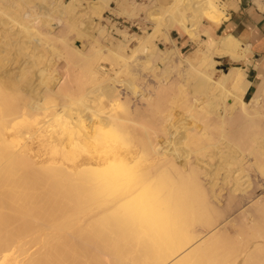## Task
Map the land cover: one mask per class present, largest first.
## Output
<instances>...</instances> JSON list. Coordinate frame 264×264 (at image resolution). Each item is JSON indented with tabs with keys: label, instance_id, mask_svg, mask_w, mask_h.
I'll list each match as a JSON object with an SVG mask.
<instances>
[{
	"label": "bare ground",
	"instance_id": "obj_1",
	"mask_svg": "<svg viewBox=\"0 0 264 264\" xmlns=\"http://www.w3.org/2000/svg\"><path fill=\"white\" fill-rule=\"evenodd\" d=\"M149 1L160 3L164 27L198 42L190 54L180 53L170 32L164 38L165 29L167 47L155 44L158 19L143 37L103 25L107 11L128 21L148 12L135 0H0V264H264V196L254 200L252 185L259 186L248 173L252 161L264 174V77L250 101L243 69L215 78L220 59L241 61L249 50L232 35L211 33L231 2ZM83 9L108 42L97 41L87 58L68 42L73 32L84 34ZM54 20L66 31L57 35L61 49L48 32ZM134 40L147 47L141 70L153 89L128 81L127 99L113 81L92 91L110 81L100 61L126 64ZM12 53L23 56L16 74L6 67ZM47 57L49 70L58 58L72 73L34 86ZM236 201L244 227L232 234L238 220L221 209ZM11 219L21 223L18 233L8 228ZM85 222L99 228L97 238L72 227Z\"/></svg>",
	"mask_w": 264,
	"mask_h": 264
},
{
	"label": "rangeland",
	"instance_id": "obj_2",
	"mask_svg": "<svg viewBox=\"0 0 264 264\" xmlns=\"http://www.w3.org/2000/svg\"><path fill=\"white\" fill-rule=\"evenodd\" d=\"M64 1H67V0H64ZM137 3H139V4H144L145 6H147L148 8L146 9L148 12H142L140 15H139V17H138V19L137 20H132V21H128V20H125L123 17H121V16H118L117 14H114V13H111V12H109V11H107V13H104V15H103V18H102V23H103V25H108L109 26V28L111 29V25H113V24H117V26L119 27V28H122V29H127V30H130V32H131V34L132 35H134V36H136V37H143V36H145L147 33H149V32H153L156 28H158V24H157V19H158V21L160 20L161 21V24H162V26H161V30L159 31L160 33V35L162 34L161 32L162 31H164V29H165V31H164V38H165V36L167 35V34H169V32H171L169 29H167L166 27H164L165 26V19L160 15V16H158L157 14H158V12H159V10H160V7H159V5H160V3H158V2H151V1H149V0H135ZM230 0H222L221 2H220V4H223V2L224 3H228ZM112 6H115V3H113V5ZM260 6H262L263 7V4H262V2H261V4H260ZM259 6V8L264 12V8H262V7H260ZM84 9H83V12H81V13H79V16H80V19H79V21H78V24H79V26H80V28L81 29H83V30H85L84 31V34L81 36V35H78L77 33H75V32H73L72 34H70L71 36H69V44L70 45H72L71 46V48H76V49H78V48H80L79 50H81L82 52L81 53H85L86 52V54H84V55H87V56H85L86 58L90 55L91 56V54L89 53V51L91 50V48H92V46H94V45H97L98 43H97V41H99L100 42V44H103V45H106V44H108V42H107V39H106V37L104 38H100V37H98L97 36V29H95V28H93L94 27V25H93V23L94 24H96L95 22H92V25H89L90 24V21H88L86 18H85V13H84ZM228 12H229V10H228ZM146 13V14H145ZM148 13V14H147ZM155 14V15H154ZM141 16V17H140ZM157 16V17H156ZM154 17V18H153ZM161 18H163V19H161ZM156 19V20H155ZM58 21V23L60 22L59 20H57ZM58 23H56L55 22V20H54V23L52 22V25H50V27H49V30H48V32L50 33V35L51 34H53V35H51L52 37H57V39L56 38H52L51 36H50V38H51V43L52 44H54V45H58V48L59 49H61L62 47H61V44L59 43V40H61V39H59L60 37H61V35H63V33L65 34V30H63V29H65V28H62L63 27V24H58ZM59 25V26H58ZM164 25V26H163ZM204 26H206V23H204ZM65 27V26H64ZM96 27V26H95ZM52 28V29H51ZM53 30V32L54 33H52L51 31ZM61 30H63V33H62V31ZM60 31V32H59ZM176 31H178V30H176ZM146 34H145V33ZM179 32V31H178ZM180 34H181V36H184V33H182V32H179ZM60 35V37L59 36H57V35ZM157 35L156 36V38L154 39V41H155V44L157 45V46H159L160 48H162V49H165L166 47H167V45L168 44H166L165 43V40L163 39V34L160 36V35ZM98 37V38H97ZM100 38V39H99ZM201 38H203V36H201ZM103 39H106V40H103ZM58 41V42H57ZM61 43H62V41H61ZM60 44V45H59ZM136 44V45H135ZM63 45V44H62ZM135 45V46H134ZM137 45V43H136V40H134L133 42H131L130 43V47L131 48H137L136 49V51L133 53V55L131 54V51H129V50H127V53H128V55L130 56L129 57V62L128 61H126V64H124V65H119V66H117L116 68L114 67V65H112L108 60H102V61H100V64L106 69V71L107 72H109V78H110V81L108 80V83H107V81L106 80H102L103 82L102 83H100L101 84V86H100V84H99V82H98V84H91L92 86H93V88H91L92 89V91L94 90H96V89H98L99 87V89H102L103 88V90H104V88H106L108 85H109V83H113V81H114V83H115V85H118V83H119V85H118V87H117V90L119 91V93H121V96L123 97H127V99H128V97H130L129 95V93L130 92H128L126 89H125V87H124V89H123V87L122 86H126V83H128V81L130 82V83H134V84H137L139 87L142 85V87L143 88H147L148 90H152L153 89V86H155L156 85V82L154 81V79H153V77H151V75L149 74V73H147L146 71H143V70H141V69H143V68H141V67H143V65H141V63L143 62H145L144 60H145V58H146V48L147 47H143V45L142 46H138ZM198 46V42H196V41H190V46L186 49V50H184L183 52H182V54L183 55H188V54H190L191 53V51L192 50H194L196 47ZM61 47V48H60ZM139 48V49H138ZM58 49V50H59ZM52 50H55L54 49V47H52ZM57 50V51H58ZM64 49H62V51H63ZM73 50V49H72ZM94 50V49H93ZM29 51L30 52H32V50H30L29 49ZM28 51V52H29ZM61 50H59V52H62ZM91 52V51H90ZM94 52V51H93ZM93 52H92V54H93ZM130 52V53H129ZM34 53H36L35 55H37L38 54V56H36L37 58H35L34 57V59H38V57L40 56L39 54V51L37 50V51H34ZM146 53V54H145ZM89 54V55H88ZM136 54V55H135ZM138 54V55H137ZM53 57V55L52 54H49L48 55V57ZM23 57V56H22ZM22 57L21 56H16V54H14V53H12L11 55H10V65L9 66H6L7 68H9V70L11 71V73L13 72V73H18L19 72V69L21 68L20 67V64H21V61H22ZM47 57V60H46V58L44 59L45 60V62H44V60H43V62L45 63V65H46V67H44L42 70H40V72H38V74H36V76H34V78H33V80L35 81L34 82V86L36 85H38L39 83H40V81L42 80V78L44 77V78H48V80H49V83L51 84V83H55V79H56V76L58 75V76H63L65 73H67L68 74V72H69V74H71L72 72H71V70L70 71H68V72H66L67 70H69V68H68V66L67 67H65L66 65H65V62H64V60H62L61 59V61H60V59L58 60V58H57V61L58 62H56L55 64H54V66H53V68H55L54 69V71L53 70H49V68H50V66H51V62L53 61L51 58H48ZM84 57V56H83ZM176 57H178V58H175L174 57V63H175V65L177 64V63H180V62H178V61H182V59H181V57H180V55H176ZM21 59V60H20ZM48 59H50V60H48ZM144 59V60H143ZM52 60V61H51ZM176 60V61H175ZM178 60V61H177ZM51 61V62H50ZM104 61V62H103ZM106 61V62H105ZM60 62V63H59ZM64 62V63H63ZM58 63V64H57ZM109 63V64H108ZM140 63V64H139ZM142 63V64H143ZM232 62H231V60L230 59H228V58H226V59H220V64H218L217 66H216V68L219 70V71H216V74H215V78H217V76L220 74V73H222V72H227V71H229L232 67V64H231ZM57 64V65H56ZM163 64L164 63H162V62H159L158 63V67L159 68H163ZM182 64H184V62L182 63ZM186 64V63H185ZM183 65L181 68L182 69H184V68H186V65ZM42 65V64H41ZM129 65V66H128ZM178 65V64H177ZM180 65V64H179ZM40 65H38L37 67H36V69H41V66L39 67ZM43 66V65H42ZM114 67V68H112V70H111V67ZM181 66V65H180ZM39 67V68H38ZM121 67V68H120ZM130 67V68H129ZM65 68V69H64ZM66 68H68L67 70H66ZM71 69V68H70ZM127 69V70H126ZM64 70V71H63ZM73 70V69H72ZM117 70V71H116ZM124 70V71H123ZM137 70V71H136ZM127 71H129V72H127ZM136 71V72H135ZM58 72H59V74H58ZM64 72V73H63ZM71 72V73H70ZM113 72V73H112ZM122 72V73H121ZM125 72V73H124ZM128 74H127V73ZM56 73H57V75H56ZM124 73V74H123ZM131 73V74H130ZM147 73V74H146ZM116 74V75H115ZM117 74H118V76H117ZM130 74V75H129ZM138 74V75H137ZM56 75V76H55ZM121 75V76H120ZM126 76V78H125V76ZM135 76L136 75V77H134V78H137L136 80L134 79L133 80V76ZM148 75V76H147ZM54 76V77H53ZM64 76H67L66 74L64 75ZM124 76V77H123ZM132 76V77H131ZM68 77V76H67ZM116 77V78H115ZM120 79H119V78ZM131 77V78H130ZM144 77V78H143ZM43 78V79H44ZM152 78V79H151ZM115 79V80H114ZM124 79V80H123ZM129 79H132L131 81L129 80ZM140 79H144V80H140ZM117 80H119V81H117ZM127 80V81H126ZM139 80H140V83H139ZM123 81V83H124V81H125V85L123 84H121V82ZM137 81V82H136ZM24 82V81H23ZM64 82H66V80L64 81ZM63 82V83H64ZM68 82V81H67ZM105 82H106V84H105ZM136 82V83H135ZM142 82H144L143 84H142ZM29 82H28V80H25V82L23 83L24 85H27ZM62 83V84H63ZM73 83H75L74 81L71 83L72 85H73ZM113 83V84H114ZM155 83V84H154ZM70 85L69 83H66V86H68V85ZM104 84H105V86H104ZM148 84V85H147ZM72 85H70L71 87H72ZM90 85V87H92ZM107 85V86H106ZM152 85V86H151ZM63 86H65V85H63ZM70 86L69 87H67L68 89L67 90H71V88H70ZM87 86H89V85H87ZM86 86V87H87ZM95 86V87H94ZM97 86H98V88H97ZM120 87V88H119ZM73 88V87H72ZM87 88H89V87H87ZM64 89H65V87H64ZM90 89V88H89ZM91 89L90 90H87L86 88H85V90L87 91V93H89V92H91ZM66 90V89H65ZM124 90H126V91H124ZM85 91V92H86ZM87 93H85V94H87ZM126 93V94H125ZM127 94H129V95H127ZM93 95V94H92ZM127 95V96H126ZM95 96V95H94ZM53 97V96H52ZM123 97V98H124ZM98 98V97H97ZM131 98V97H130ZM65 100H67L66 98H64ZM63 98H55V97H53L52 98V100L50 99V101H55V103H58V104H60V100H64ZM99 99L102 101V102H105V100H104V96L102 97H99ZM57 100V101H56ZM251 99H249L248 101H250ZM49 101V102H50ZM229 103H231V101L229 102ZM114 108V107H113ZM263 110H264V108H263ZM120 111V109L118 110V112ZM143 117H145V116H143ZM179 119H181V117L179 118ZM235 120H236V118H235ZM215 121V120H214ZM216 124H218L217 123V121L215 122ZM215 123H213V125L215 124ZM236 121L234 122V126L236 125ZM144 140L145 141H147L145 138H144ZM214 162L213 163H215V160H213ZM248 166H250V168L248 169V173L251 175V179L252 178H255V181H256V183L258 184V186H259V188L256 186V183H255V181H253L254 182V184H255V186L256 187H254V185H252L253 187L252 188H254V190H252V188H251V190L253 191L252 193H253V195H255V196H253V198H255L254 200H257V199H259V198H262L263 196H264V194H262V193H264V174L263 173H261L259 170H257V169H255L253 166H252V161L251 162H249L248 163ZM255 169V170H254ZM256 171V172H255ZM258 171H259V173H258ZM263 174V175H262ZM261 176H263V177H261ZM157 181V180H156ZM153 182H155V181H153ZM155 183H158V182H155ZM261 183H262V185H261ZM156 185V184H155ZM261 186V187H260ZM257 188V189H256ZM261 188V189H260ZM255 189L257 190V191H255ZM161 190V189H160ZM154 191H157V190H154ZM255 192V193H254ZM156 194H157V192H156ZM256 195H258V196H256ZM252 199V198H251ZM246 200H248L247 198L245 199V198H243V204H241V206L243 207V209L244 208H246L248 205H249V201H246ZM250 200V199H249ZM237 202V204H238V202H240V201H236ZM236 202H234L232 205H230V206H228V207H223L224 209H221L222 211V214L224 215V216H228L229 214L231 215L232 213V215H231V217L232 218H235L236 219V221L237 222H240L241 220V222H240V224H241V226L236 222V224L231 228V229H233V230H231V232H232V234H234L235 233V231L234 230H236V231H240V230H242L243 229V227H244V219L240 216V212L243 210L242 208H241V206L238 204V206H236L237 204H235ZM244 205V206H243ZM234 206V207H233ZM232 207H233V209H232ZM237 209H239V212L237 211ZM242 209V210H241ZM236 210V211H235ZM235 212V213H234ZM238 212V213H237ZM226 213V214H225ZM237 213V214H236ZM236 215V216H235ZM240 216V218H239V216ZM236 217H238V219L236 218ZM13 220V221H12ZM11 221V223H9V225H11V226H8V228L9 229H16L14 232L15 233H18L17 232V230L18 229H20L21 228V223H19V221L17 222L15 219H11L10 220ZM15 221H16V223H17V225H16V223H15ZM248 221V220H247ZM15 223V224H14ZM76 224V223H75ZM237 224H238V226H237ZM14 225V226H13ZM73 225V224H72ZM81 226V227H80ZM238 228H240L241 227V229H238L237 230V227ZM73 227V229H84V231H83V236L84 237H88L89 236V238H97L99 235H100V233H99V228H98V230H97V228H95L94 226H91V225H89L88 224V222L86 223H84L83 225L82 224H80L79 225V223H77V225H74V226H72ZM84 227V228H83ZM94 227V228H93ZM236 227V228H235ZM89 229V230H88ZM91 229V230H90ZM94 231H93V230ZM91 232V233H89V232ZM93 231V232H92ZM85 232V233H84ZM101 232V231H100ZM14 233V234H15ZM86 235V236H85ZM95 235H96V237H95ZM17 236V235H16ZM232 236V235H231ZM224 241H226V239H224ZM256 264V263H255Z\"/></svg>",
	"mask_w": 264,
	"mask_h": 264
},
{
	"label": "crops",
	"instance_id": "obj_3",
	"mask_svg": "<svg viewBox=\"0 0 264 264\" xmlns=\"http://www.w3.org/2000/svg\"><path fill=\"white\" fill-rule=\"evenodd\" d=\"M255 1H229L231 5L227 18L214 30L213 28L211 29L214 37H221L226 34L232 35L241 42L243 47L249 48L244 60H231V67L241 68L245 71L246 79L249 83L244 95L245 101L252 98L258 89L257 87L261 84L260 81L262 82L264 77V12L257 6ZM258 1L264 5V0ZM170 37L177 41L181 54L190 46V40H184V36H181L176 30L170 32Z\"/></svg>",
	"mask_w": 264,
	"mask_h": 264
}]
</instances>
